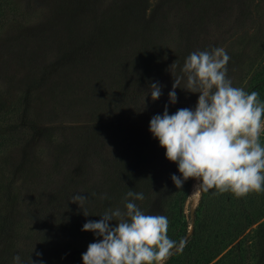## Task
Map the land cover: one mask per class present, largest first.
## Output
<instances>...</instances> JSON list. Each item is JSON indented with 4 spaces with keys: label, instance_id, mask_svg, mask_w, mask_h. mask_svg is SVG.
<instances>
[{
    "label": "rangeland",
    "instance_id": "obj_1",
    "mask_svg": "<svg viewBox=\"0 0 264 264\" xmlns=\"http://www.w3.org/2000/svg\"><path fill=\"white\" fill-rule=\"evenodd\" d=\"M10 5V22L0 31V136H9L13 125L25 135L0 154V216L10 209L31 222L24 236L30 239L22 246L25 260L83 264L82 253L99 239L81 230L84 223L98 221L109 208L123 210L129 189L144 194L135 203L145 214L171 217L169 238L183 240L186 228L191 234L196 216L202 220L195 211L203 191L196 199L197 181L187 180L177 217L168 213L167 192L178 190L171 176L180 173L149 122L166 104L169 114L195 108L199 94L177 88V103L169 104L168 93L185 58L204 46L225 49L233 86L257 91L264 102V52L250 41L252 30L244 46L228 37L243 6L237 0H10ZM218 17L220 24L214 23ZM154 82L163 93L155 101L149 88ZM260 142L264 146V134ZM215 193L205 192V202L214 203ZM77 194L87 200L72 203ZM15 241L0 240V259L18 254ZM255 253L252 264L264 257V246ZM187 262L179 251L166 264Z\"/></svg>",
    "mask_w": 264,
    "mask_h": 264
},
{
    "label": "clouds",
    "instance_id": "obj_2",
    "mask_svg": "<svg viewBox=\"0 0 264 264\" xmlns=\"http://www.w3.org/2000/svg\"><path fill=\"white\" fill-rule=\"evenodd\" d=\"M229 60L220 47L190 53L181 74L173 77L168 101L177 103L176 89L181 88L199 94L195 108L169 114L166 104L162 114L150 119V133L165 149L166 159L178 167L180 175L171 176L178 189L193 179L196 192L214 188L218 194L231 192L239 198L264 191V146L260 142L264 102L257 91L233 86L227 76ZM175 66L174 62L171 67ZM149 88L153 101L163 94L159 82ZM105 198L106 194L101 197ZM144 199L142 192L129 189L123 210L109 208L98 221L84 223L81 230L99 239L82 253L83 264H166L175 252L182 251L185 242L168 236V218L145 214L135 203ZM86 200L84 195L72 197L76 204ZM13 264H22L19 255L13 257ZM31 264L39 262L31 259Z\"/></svg>",
    "mask_w": 264,
    "mask_h": 264
},
{
    "label": "trees",
    "instance_id": "obj_3",
    "mask_svg": "<svg viewBox=\"0 0 264 264\" xmlns=\"http://www.w3.org/2000/svg\"><path fill=\"white\" fill-rule=\"evenodd\" d=\"M237 4L243 7L239 12L237 11L236 28L228 37H238L235 38L234 45L244 46L245 36L248 31L252 30L253 37L250 38V41L259 45L260 51L264 52V0H245L243 4L237 0ZM8 8H11L10 0H0V31L10 22ZM230 11L234 16L236 10L231 9ZM226 19L227 17L224 18V20ZM220 21L222 18L218 17L214 23L220 24ZM165 32H169L168 35L173 34L171 30H165ZM170 41L175 42L174 38ZM204 48L206 50V46ZM171 49L173 50L170 51L175 52L173 47ZM150 108L151 114L157 111V109L153 110L152 104ZM1 115L2 112H0ZM23 135L25 134L19 131L18 126L13 125L9 136H0V154L14 147L20 140L22 141ZM128 152L125 148L124 153ZM13 185L9 187L7 204L13 202L15 198L11 189ZM180 189L174 188L167 192V198L171 197L172 199L168 213L173 217H177L176 209L180 208L182 201L185 202V199L181 197ZM205 196V192H203L199 206L195 211L196 214L198 212L203 214L202 220L199 221V217L196 216V223L194 222L191 234L188 233V228L183 232L185 247L182 252L186 254L187 264H252L257 247L264 246V191L250 192L239 198L231 192L223 194L216 192L213 196L214 203H206ZM65 202H69V199L67 198ZM9 208H11V204H9ZM192 219L194 220L195 217ZM30 223L26 222L25 224V221L18 219L10 209L0 216V240L6 241L12 237L16 240L15 250L18 252L17 255L20 254L22 264H29V260H25L26 251L22 246H25L26 241L30 239V237L24 238L27 233L25 231L29 230L31 226ZM36 224L34 223L32 228L35 230L31 231L34 232L32 236L35 241L39 239L35 237L36 232L39 231V226L37 228ZM27 225L29 228L26 229ZM171 239L178 242L174 238ZM14 256H16L15 252L7 253L4 258L0 259V264H13ZM258 264H264V257Z\"/></svg>",
    "mask_w": 264,
    "mask_h": 264
},
{
    "label": "bare ground",
    "instance_id": "obj_4",
    "mask_svg": "<svg viewBox=\"0 0 264 264\" xmlns=\"http://www.w3.org/2000/svg\"><path fill=\"white\" fill-rule=\"evenodd\" d=\"M199 195H200V192H196V191H195V196H196V199H198V198H199Z\"/></svg>",
    "mask_w": 264,
    "mask_h": 264
}]
</instances>
